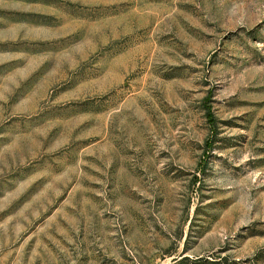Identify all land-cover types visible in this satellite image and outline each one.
Returning a JSON list of instances; mask_svg holds the SVG:
<instances>
[{
	"label": "rangeland",
	"instance_id": "obj_1",
	"mask_svg": "<svg viewBox=\"0 0 264 264\" xmlns=\"http://www.w3.org/2000/svg\"><path fill=\"white\" fill-rule=\"evenodd\" d=\"M263 252L264 0H0V264Z\"/></svg>",
	"mask_w": 264,
	"mask_h": 264
},
{
	"label": "trees",
	"instance_id": "obj_2",
	"mask_svg": "<svg viewBox=\"0 0 264 264\" xmlns=\"http://www.w3.org/2000/svg\"><path fill=\"white\" fill-rule=\"evenodd\" d=\"M261 255V254H260ZM262 255L264 256V252L262 253ZM260 258H255L256 260L255 261H246V262H242V261H229L228 258H223V259H211V261L209 260H206L204 262V264H256V263H259L260 261Z\"/></svg>",
	"mask_w": 264,
	"mask_h": 264
}]
</instances>
